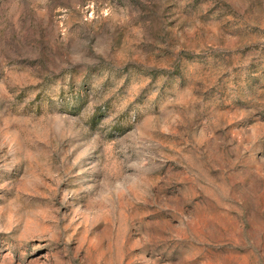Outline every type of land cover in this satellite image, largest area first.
I'll return each mask as SVG.
<instances>
[{
  "label": "rangeland",
  "instance_id": "1",
  "mask_svg": "<svg viewBox=\"0 0 264 264\" xmlns=\"http://www.w3.org/2000/svg\"><path fill=\"white\" fill-rule=\"evenodd\" d=\"M0 264H264V0H0Z\"/></svg>",
  "mask_w": 264,
  "mask_h": 264
}]
</instances>
